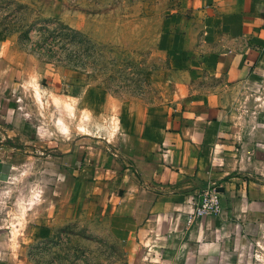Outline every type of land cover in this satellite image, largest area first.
I'll use <instances>...</instances> for the list:
<instances>
[{
  "label": "crops",
  "instance_id": "obj_1",
  "mask_svg": "<svg viewBox=\"0 0 264 264\" xmlns=\"http://www.w3.org/2000/svg\"><path fill=\"white\" fill-rule=\"evenodd\" d=\"M166 8L167 100L128 114V126L120 121L116 154L102 150L99 160L75 140L58 149L67 182L55 192L64 187L68 211L54 222L92 205L116 240L132 246L133 264H257L264 251V0H172ZM5 118L0 143L14 134ZM209 186L220 194L221 213L188 224Z\"/></svg>",
  "mask_w": 264,
  "mask_h": 264
},
{
  "label": "rangeland",
  "instance_id": "obj_2",
  "mask_svg": "<svg viewBox=\"0 0 264 264\" xmlns=\"http://www.w3.org/2000/svg\"><path fill=\"white\" fill-rule=\"evenodd\" d=\"M171 2L0 0V114L14 131L0 158L15 165L0 180V264H133L132 246L92 205L54 222L68 211L63 186L53 201L67 182L58 149L75 140L99 160L102 150L116 154L120 121L167 100L161 42ZM254 260L264 264V251Z\"/></svg>",
  "mask_w": 264,
  "mask_h": 264
},
{
  "label": "built area",
  "instance_id": "obj_3",
  "mask_svg": "<svg viewBox=\"0 0 264 264\" xmlns=\"http://www.w3.org/2000/svg\"><path fill=\"white\" fill-rule=\"evenodd\" d=\"M221 213V199L218 190L209 186L202 190L194 210L187 217V223L192 224L203 217L217 216Z\"/></svg>",
  "mask_w": 264,
  "mask_h": 264
},
{
  "label": "water",
  "instance_id": "obj_4",
  "mask_svg": "<svg viewBox=\"0 0 264 264\" xmlns=\"http://www.w3.org/2000/svg\"><path fill=\"white\" fill-rule=\"evenodd\" d=\"M9 173H10V165L7 163H3L0 158V180L6 181L8 179Z\"/></svg>",
  "mask_w": 264,
  "mask_h": 264
}]
</instances>
